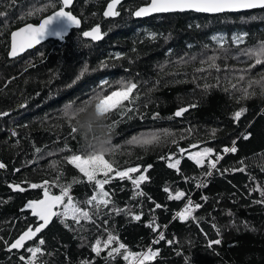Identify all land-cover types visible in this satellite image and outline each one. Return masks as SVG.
<instances>
[{
    "label": "trees",
    "instance_id": "16d2710c",
    "mask_svg": "<svg viewBox=\"0 0 264 264\" xmlns=\"http://www.w3.org/2000/svg\"><path fill=\"white\" fill-rule=\"evenodd\" d=\"M107 1L75 0L70 11L80 18L79 29L64 41L50 39L9 59L10 33L26 23H38L61 5L59 0H0V13H4L0 15V162L6 165L0 168V264H27L28 247L42 248L36 264H128L123 255L108 256L118 245L103 248L109 233L119 236L133 252L159 249L151 264H264V203L257 202L264 199L259 191L264 189V94L257 84L248 88L249 81L264 75V64L242 71L254 60L241 54L264 42V9L217 15L176 12L138 20L133 11L149 0H128L119 6L116 18L105 19L102 11ZM52 3L57 4L55 9L49 6ZM46 6L45 11H36ZM96 24L101 25L104 38L94 43L83 33ZM237 36L243 37L239 44L233 40ZM211 57H216L219 70L210 67ZM85 67L88 71L81 76ZM121 82L137 84L133 96L138 94L139 99L128 105L132 110L97 120L87 138L82 132L70 134L64 115L67 105L83 107ZM245 88L255 94L243 98ZM185 106L188 111L175 116ZM241 108L246 111L237 121L234 113ZM90 112L91 108L81 113L79 123ZM153 133L160 135L158 142H131ZM233 142L237 151L225 153ZM100 144L111 149L106 158L120 169L139 166L142 172L151 165L146 173L149 180L140 185L144 195L136 194L131 181L112 179L105 185L112 202L97 214L94 206L83 203L95 194L93 186L74 184L70 194L79 207L91 212L92 222L75 224L69 217L70 227H65L60 217H54L24 248L9 251L23 230L39 222L26 203L40 198L43 189L31 188L23 175L36 172V184L52 181L49 191L58 195L57 177L60 185H66L80 175L64 158ZM181 148L188 149L181 153ZM204 148L213 153L200 167L188 156ZM218 156L223 158L216 169H210L208 160ZM176 159L181 161L180 172L168 167ZM208 171L211 176L205 175ZM16 184L25 190L11 187ZM165 188L186 196L170 200ZM205 196L207 201L202 199ZM189 197L202 205L194 213L197 220L174 218ZM133 213H142L141 220H134ZM153 220L165 236L159 243H154L158 233L148 227ZM40 238L43 245L38 243ZM98 239L100 255L92 250ZM215 239L221 243L210 247L209 240Z\"/></svg>",
    "mask_w": 264,
    "mask_h": 264
},
{
    "label": "snow or ice",
    "instance_id": "6c2138e0",
    "mask_svg": "<svg viewBox=\"0 0 264 264\" xmlns=\"http://www.w3.org/2000/svg\"><path fill=\"white\" fill-rule=\"evenodd\" d=\"M59 3L61 5L59 7V10L54 11L51 15L43 18L38 25L26 24L23 28L11 34V50L9 53L11 56L15 57L19 55L27 48H31L34 45L40 43L41 40L49 35H55L63 38V35L67 31V28L69 26L80 25L81 21L76 16H74L72 12L65 10L73 3V0H59ZM119 3L120 0H111V3H109L107 6V10L104 12V16H118L119 12L115 10V7ZM49 6L55 9L57 7V4L52 3ZM49 6L37 9L36 11L43 12ZM257 8L264 9V0H149V3L146 6L140 7L138 10H136L134 15L140 17L147 16L152 13L185 10L219 13L225 11H241ZM34 14L35 13H29V15ZM0 15H4V13H0ZM83 35L86 37L90 36L94 40L102 38L99 25L92 28L91 31L84 32ZM213 39L217 38L213 37ZM222 40L223 38H219L218 40V42L221 43V47H223V43L221 42ZM242 40L243 37L241 36L235 37V42L237 44L241 43ZM241 54L246 55L249 59L254 60V63L249 66V69H245L242 71H248L250 70V68L255 67L256 65L264 64V42H261L259 47L248 49ZM210 59L213 61V63L210 64V67H215L217 68V70H219L218 66L214 63L216 57H211ZM87 71L88 69L87 67H85L80 75L83 76L84 72ZM196 71H206V69L198 68L196 69ZM240 79L243 80L244 76L241 75ZM103 83L107 84L108 82L104 81ZM253 84L259 85L262 89V94H264V75H262L260 80L249 81L248 88H251ZM205 87L207 88L208 85H206ZM232 87L235 88L236 85L233 84ZM136 88L137 84L134 82H121L118 88L112 90L111 92H108L107 94H104L103 92L98 93L83 107L74 108L72 104L67 105L64 115L70 125V134L82 132L83 136L86 138L88 132L92 130L93 124L97 120L109 117L113 112H119V114L124 115L127 112L131 111L132 109L129 108L128 105L133 104L135 100L139 99L138 94L136 96H133L134 90ZM248 88L243 89V98H247L249 95L255 94L249 93ZM189 107H195V105H190ZM90 108L92 109L93 118L87 122L88 132H85L82 130L84 126L80 125L77 118L81 113H87ZM186 111H188V107H181L178 111L175 112V116H182ZM245 111V108H241L239 111H236L234 113V119L238 121ZM3 115H7V113H3ZM73 121H76V124H78L79 126L74 125L72 123ZM115 123L117 122H113V125L111 127H115ZM164 134L172 135V133H168L167 131H165ZM250 135V133L248 135H245L244 139H248ZM73 138H75V136H73ZM159 139L160 135L158 133H153L151 135L142 136L140 138L134 137L131 142L148 145L154 142H158ZM173 143H176V141H173ZM192 147H197V145H192ZM88 148L90 150L81 152L79 154L73 153L64 158L66 163L72 165L75 169H77L80 175L77 177H73L71 182L67 183L66 185H60L58 183L59 177H57L55 186L60 188V192L58 195H53L49 191L50 187L53 186L52 181L44 180L40 184H30L31 188L43 189L42 199L32 200L27 203V208L32 210V215L38 217V219L42 223L36 226L35 229L29 227L26 231H24L23 234H21L19 238H17L10 245L9 251H11L12 249L24 248L26 242L29 240H33L38 233H40L51 223L54 217H60V222L63 223L65 227H70L66 222L69 217L75 224H80L82 220L92 222L91 212L83 207H79L78 205L80 202L74 201L72 195L70 194L74 184L86 182L93 186L95 194L91 195V197L87 198L83 203L85 205L94 206L97 214L99 213L101 206L107 207L112 202L109 191L105 190V185L109 184L112 179H127L131 181L132 185L138 190L136 193L137 195H144L143 191L140 190V185L149 180V177L146 173L148 169L151 168V165H148L147 168L143 170V172H141L139 166L128 167L121 170L116 166L115 161L106 158L107 153L110 152L111 149H97L93 145H88ZM36 151L39 152L40 149H36ZM68 151L71 150L68 149ZM179 151L181 153H184L186 150L181 148L179 149ZM223 151L225 153H235L237 151L235 142H233V146L231 148H225ZM212 153L213 149L204 148L202 151H197L194 154H190L188 158L194 160L198 166L203 167L205 159L210 157ZM222 158V156H218L216 159L208 160L209 168L216 169L218 161ZM180 163V159H176L174 163H168V167L174 168L177 172H180ZM240 163L243 164V161H241ZM53 166H55V162ZM5 167L6 165L0 162V168ZM236 170L244 171L245 169L239 168ZM261 170L264 171V167H262ZM133 173H140V175L134 177L132 175ZM205 175L211 176L212 171L206 172ZM200 186L202 185H197V187ZM11 187L18 191L25 190L19 184L12 185ZM164 191L169 193L168 199L170 200H181L186 196V193L183 191H176L174 194H172L169 188H165ZM259 191L261 197H264V189H260ZM202 199L204 201H207L208 198L205 196L202 197ZM257 202L264 203V199ZM58 207L62 208V211H57L56 209ZM155 207L161 208L162 205L156 204ZM201 207L202 205L200 203H194V201L189 197L183 207V210L176 212L174 218H178L180 221L185 222L189 219L197 220V217L194 215V213ZM116 211L119 212L120 210L117 209ZM142 215V213H133L132 218L136 221H139L141 220ZM148 227L152 228L153 231L158 233V238L154 241V243H159L160 241L165 240L163 232H160L161 226L155 223V220H153V222L150 223ZM164 227L166 228L167 226L165 225ZM213 227L215 228L216 226L213 225ZM217 233L219 234V229H217ZM38 243L39 245H43L45 241L43 238H40ZM167 243L171 244L173 243V241H167ZM220 243V239L209 240L208 242L210 247L212 245H219ZM113 244H116L118 246L112 247L108 252V256L114 259L115 255H123V259L125 261H128V264H151V262L154 261L160 254L159 249L154 250L152 247H148L146 251L141 252L130 251L126 244L120 242L119 236L109 233L107 239L103 241V248L107 249ZM26 250L27 252L31 253V258L28 259L27 264H36L38 254L42 253V248L28 247ZM92 250L97 255H100L102 251V243L99 239L96 240ZM20 260H25V257L20 256ZM82 264H90V262L85 261L82 262Z\"/></svg>",
    "mask_w": 264,
    "mask_h": 264
},
{
    "label": "water",
    "instance_id": "95a60500",
    "mask_svg": "<svg viewBox=\"0 0 264 264\" xmlns=\"http://www.w3.org/2000/svg\"><path fill=\"white\" fill-rule=\"evenodd\" d=\"M74 1H75V0H73V3H72L68 8L65 9L66 11H70V8L73 6ZM125 1H128V0H120V3L116 5L115 10L117 11L118 8H119V6H120L123 2H125ZM109 3H111V0H108L107 3L105 4V7H104V9H103V11H102V15H103V17H104L105 19H114V18H116V16H107V17L104 16V12L107 10V6H108ZM148 3H149V1H148L146 4H142V5L138 6V7L133 11V18H134V19L141 20V19H147V18H149V17L155 16V15H159V14H165V13H176V12H194V13H201V14H204V15H217V14H222V13H238V12H245V11L253 10V9H249V10H241V11H225V12H219V13L197 12V11H194V10H185V11H174V12L152 13V14H150V15H147V16H140V17H137V16L134 15V13H135L136 10H138L140 7H144V6H146ZM257 9H259V8H257ZM57 10H59V8H58ZM57 10H55V11H57ZM53 12H54V11H53ZM53 12H51V13L48 14V15H51ZM70 12H71V11H70ZM72 14H73V13H72ZM48 15L44 16L43 18H46ZM73 15H74V14H73ZM74 16H76V15H74ZM76 17H77V16H76ZM43 18H41L40 21H39L38 23H26V24L38 25V24L42 21ZM77 18L80 20L79 17H77ZM80 21H81V20H80ZM26 24H24V25H22V26H20V27H18V28H16V29H14V30L10 33V42H9V50H8V57H9V59H14V58H16V57H18V56H21V55L24 54L26 51L31 50V49L35 48L36 46H38V45H40V44H42V43H44V42H46V41H48V40H50V39H52V40H58V41H64V39L70 34V32H71L73 29H79V28L81 27V23H80L79 26L71 25V26H69V27L67 28V31L64 33L63 38H61V37H59V36H55V35H49V36H47L46 38H44L43 40H41L40 43L34 45V46L31 47V48H27L26 50H24L23 52H21L19 55L13 57V56H11V55L9 54V53H10V50H11V34H12L13 32L18 31L19 29L23 28ZM97 25H99V27H100L102 38H100V39H95V40H94V39H92V37H90V36L86 37V36L83 35L86 39H88V40H90V41H92V42H94V43H97V42L101 41V40L104 38V34H103V31H102L101 25H100V24H96V25H94V26H92L91 28H89V29L86 30V31H91L92 28H94V27L97 26ZM86 31H84V32H86ZM185 107H187V106H185ZM188 109H189V107H188ZM178 110H179V109H178ZM178 110H177V111H178ZM188 148H191V147H188ZM188 148H185V149H188ZM42 198H43V195H42L40 198H37V199H42ZM37 199H32V200H37ZM32 200H29V201H32ZM29 201H28V202H29ZM28 202H27V203H28ZM27 203H26V207H27ZM28 209H29V208H28ZM29 210H30V213H31V215H32V210H31V209H29ZM32 216H33V215H32ZM38 220H39V219H38ZM52 220H53V219H52ZM51 222H52V221H51ZM40 223H42V222L39 220L38 224L35 225V227L38 226ZM35 227H32V228L35 229ZM44 229H45V228H44ZM44 229H43V230H44ZM26 230H27V229L23 230V231L17 236V238H19V236H20L21 234H23V232L26 231ZM38 234H39V233H38ZM38 234H37V235H38ZM36 237H37V236H36ZM17 238H15V240H16ZM15 240H14V241H15ZM14 241H13V242H14ZM29 241H30V240H29ZM29 241H27V242H29ZM13 242H12V243H13ZM27 242H26V243H27Z\"/></svg>",
    "mask_w": 264,
    "mask_h": 264
},
{
    "label": "rangeland",
    "instance_id": "374dc122",
    "mask_svg": "<svg viewBox=\"0 0 264 264\" xmlns=\"http://www.w3.org/2000/svg\"><path fill=\"white\" fill-rule=\"evenodd\" d=\"M233 40H235V37H233ZM201 150V149H200ZM202 151V150H201ZM195 152H197V151H194V152H192V153H190V154H194ZM189 154V155H190ZM129 167H134V166H129ZM128 168V167H127ZM124 169H126V168H124ZM121 170H123V169H121ZM143 172V171H142ZM138 175H140V173L138 174ZM137 175V176H138ZM24 177H23V179L22 180H24V181H28V182H31V183H35V182H37L38 180H39V178L37 177L38 175H37V173L36 172H34V171H31V172H29V173H26L25 175H23Z\"/></svg>",
    "mask_w": 264,
    "mask_h": 264
},
{
    "label": "clouds",
    "instance_id": "9594fccd",
    "mask_svg": "<svg viewBox=\"0 0 264 264\" xmlns=\"http://www.w3.org/2000/svg\"><path fill=\"white\" fill-rule=\"evenodd\" d=\"M92 118H93V113L90 112V113L88 114L87 119H86L84 122L80 123V125H83V126H84L83 129H82L83 131L88 132V129H87V122H88L90 119H92ZM86 138H87V136H86ZM93 146H94L95 148H97V149H99V148H105L103 144H100V145H93Z\"/></svg>",
    "mask_w": 264,
    "mask_h": 264
},
{
    "label": "built area",
    "instance_id": "2783aa9c",
    "mask_svg": "<svg viewBox=\"0 0 264 264\" xmlns=\"http://www.w3.org/2000/svg\"><path fill=\"white\" fill-rule=\"evenodd\" d=\"M183 207H184V205H182L177 212L182 211Z\"/></svg>",
    "mask_w": 264,
    "mask_h": 264
},
{
    "label": "bare ground",
    "instance_id": "6f19581e",
    "mask_svg": "<svg viewBox=\"0 0 264 264\" xmlns=\"http://www.w3.org/2000/svg\"><path fill=\"white\" fill-rule=\"evenodd\" d=\"M146 250H147V249H146ZM146 250H145V251H146Z\"/></svg>",
    "mask_w": 264,
    "mask_h": 264
},
{
    "label": "flooded vegetation",
    "instance_id": "af4514ba",
    "mask_svg": "<svg viewBox=\"0 0 264 264\" xmlns=\"http://www.w3.org/2000/svg\"><path fill=\"white\" fill-rule=\"evenodd\" d=\"M71 9V8H70Z\"/></svg>",
    "mask_w": 264,
    "mask_h": 264
}]
</instances>
